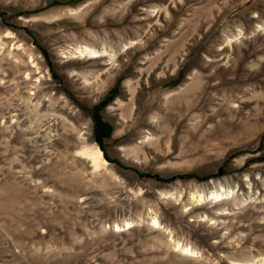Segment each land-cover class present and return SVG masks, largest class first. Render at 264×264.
I'll use <instances>...</instances> for the list:
<instances>
[{"label":"rangeland","instance_id":"374dc122","mask_svg":"<svg viewBox=\"0 0 264 264\" xmlns=\"http://www.w3.org/2000/svg\"><path fill=\"white\" fill-rule=\"evenodd\" d=\"M252 262L264 0H0V264Z\"/></svg>","mask_w":264,"mask_h":264},{"label":"trees","instance_id":"16d2710c","mask_svg":"<svg viewBox=\"0 0 264 264\" xmlns=\"http://www.w3.org/2000/svg\"><path fill=\"white\" fill-rule=\"evenodd\" d=\"M102 105L103 104L94 108V113L92 115V118H93L94 125H95V134L97 138V143H99V147L106 157V154L104 153V150H103L102 140L109 137L110 129H109V125L105 123L104 121H102L98 115L97 111H100V109L102 108L101 107ZM106 128L108 129V131L106 130Z\"/></svg>","mask_w":264,"mask_h":264},{"label":"bare ground","instance_id":"6f19581e","mask_svg":"<svg viewBox=\"0 0 264 264\" xmlns=\"http://www.w3.org/2000/svg\"><path fill=\"white\" fill-rule=\"evenodd\" d=\"M144 120H142L141 122L143 123ZM207 138V136H206ZM93 148V147H92ZM81 156H83L84 158L88 159L89 161H91L94 164H98L99 162L101 163H105L107 164V161L105 160V158L103 157L102 151L99 148H94V149H90V148H86L84 150L81 151ZM217 194V193H215ZM221 196V195H220ZM203 197V196H202ZM207 197L209 200H220V197H216L213 195V193L209 194L205 196ZM223 197V196H222ZM226 197V196H225ZM228 197V195H227ZM206 200V199H205ZM214 202V201H213ZM198 203V202H197ZM181 251V250H180ZM183 251V250H182ZM188 251V249H187ZM186 251V252H187ZM188 254V253H187ZM255 261V260H254ZM253 263V262H252ZM255 263V262H254ZM253 263V264H254Z\"/></svg>","mask_w":264,"mask_h":264}]
</instances>
